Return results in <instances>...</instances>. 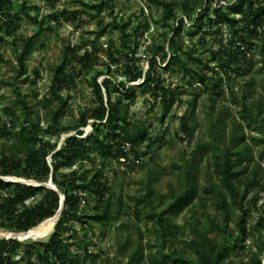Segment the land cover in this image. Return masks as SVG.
I'll list each match as a JSON object with an SVG mask.
<instances>
[{
	"label": "rangeland",
	"instance_id": "374dc122",
	"mask_svg": "<svg viewBox=\"0 0 264 264\" xmlns=\"http://www.w3.org/2000/svg\"><path fill=\"white\" fill-rule=\"evenodd\" d=\"M103 0H11L5 17L0 16V129L8 137L0 135V144H9L24 124L25 119L33 120L44 141L57 145L50 152L53 155L64 147L70 133L64 128L76 125L83 116L89 114L94 106L95 93L91 81L107 79L116 83L126 82L125 65L133 55L137 65L145 74L149 61L157 51L158 45L165 48L157 55L153 76L159 77L160 83L144 84V79L134 85V94L126 100L113 94L116 101L121 98L122 112L127 113L129 124H120L130 138L141 140L136 147L137 154L127 145L128 160L104 157L99 151L89 149L88 156L76 158L72 166L59 168V177H88L99 174V180L112 194V210L115 217L109 223L93 222L91 226L84 221L71 222L68 225L70 252L80 255L81 264H153L149 254H156L157 247L163 243L165 253L173 250L184 252L190 259L196 256L186 246L190 231L208 225V219L221 218V209L215 194H205L211 175L213 124L223 121L227 133L232 123L241 122V98L247 96V103L255 107L264 103V70H260L261 49H264V23L260 28V37L254 38L250 31H244L247 44H254L250 52L248 65L252 69L249 75L226 74L214 57L234 39L232 27L223 25L220 32L209 22L214 17L216 5L238 20V27H245V15L235 11L234 4H244V0H159L172 7L173 17L163 22L164 8L156 0H111L113 16L105 7L101 12L89 5H97ZM264 5V0H253ZM189 10H186V8ZM245 9V8H244ZM64 11L66 14H63ZM208 15V16H207ZM126 25L128 47L123 42V32L111 25ZM11 22V25H9ZM166 23V24H165ZM168 25V26H166ZM42 32L35 36L39 30ZM34 38V46L24 57L25 69L19 65V53L23 41ZM239 40V38H238ZM182 47V58L189 67L204 72L209 77L207 86H201L197 80L183 72L180 63L169 66L172 48ZM70 49L71 51H69ZM90 55V58H86ZM217 65V73L209 72L199 60ZM112 59H118L113 63ZM169 66V68H168ZM61 68V70H60ZM168 68V69H167ZM60 80L63 81L60 86ZM192 81V82H191ZM164 90L171 91L173 97L168 103L160 100ZM217 91H223L218 95ZM30 108L26 114L18 95ZM238 104H233L234 96ZM62 110L58 123H52V112ZM11 111L15 117H11ZM264 112V108H263ZM222 114V115H221ZM93 120L83 130L82 137L103 139L108 130L103 125L94 128ZM195 126L191 136L184 132L185 126ZM243 125V132L252 148L254 160L261 163L259 179L264 183V144L252 141L250 137H261ZM6 126V128H4ZM145 136V140H142ZM94 142V139L91 141ZM208 144V150H200L199 145ZM196 165V183L199 195L204 197V207L196 198L181 212L171 209L174 195H178L187 184L186 173L190 163ZM12 178L9 177L8 180ZM15 180L32 185L44 184L58 190L51 178L43 183L34 180L16 178ZM152 190V199L157 212L164 211L168 222L179 228L176 237H169L166 242L156 240V226L146 216L144 206L137 207L134 197ZM258 187L253 190L246 202L249 212L245 216L246 228L250 236L236 245L239 253L237 263L246 262L253 250L264 245V190L254 204L252 199ZM62 194V200H64ZM31 199L26 203L30 204ZM95 197L87 192L80 201V213L90 215ZM231 213V239L237 237L235 222L238 212ZM59 219L56 215L27 232H15L0 228V240L15 238L22 243L46 242L55 230ZM21 264H42L34 256L30 262L22 259V252L14 255ZM264 261V253L262 256Z\"/></svg>",
	"mask_w": 264,
	"mask_h": 264
},
{
	"label": "trees",
	"instance_id": "16d2710c",
	"mask_svg": "<svg viewBox=\"0 0 264 264\" xmlns=\"http://www.w3.org/2000/svg\"><path fill=\"white\" fill-rule=\"evenodd\" d=\"M164 14L163 22H167L170 17L175 21L176 17L172 16V7L169 4L162 3ZM216 2V0H210ZM11 0H0V16L5 17ZM92 9L101 12L105 7L113 16V2L111 0H103L97 5H89ZM235 11L245 15V27H238L236 17L228 13L223 6L214 8V17H209V22L217 28V33L221 31L223 25L228 24L232 27L233 40L224 49L219 51L214 57L219 66L226 74L234 73L240 76L249 75L252 69L251 64L248 65L250 52L254 48V44L248 43L244 37V31H250L254 38L260 37V28L264 23V5L256 4L253 0H244L243 3L234 4ZM186 10L189 8L185 7ZM245 8V9H244ZM63 14H66L64 11ZM208 16V15H207ZM166 24V23H165ZM11 25V22H9ZM111 25L120 29L123 34V42L129 47L126 37V25H118L112 22ZM168 26V25H166ZM42 29L35 36H39ZM239 38V40H238ZM3 37L0 36V42ZM264 43V37L262 39ZM34 46V38L30 37L23 41L21 52L19 53V65L21 70L25 69L24 57L31 51ZM71 51L70 49H68ZM160 52L168 53L165 48L158 45L157 51L149 61V68L144 74L143 69L137 65V61L133 55L128 59L125 65L126 82L116 83L110 79L99 82L98 78L91 81L94 87L95 102L94 106L89 110L87 116H83L80 121L72 126L64 128L63 131L70 133L74 129H80L76 134L67 136L64 147L53 155V163L49 161V154L57 145H51L43 140L41 133L37 129L33 120L25 119L19 133L13 137L9 144H0V228H6L15 232H27L36 228L48 219L53 218L62 207V212L55 224V230L50 239L46 242L22 243L15 238L0 240V264H21L20 261L14 259V255L22 252V259L30 262L34 256L42 264H81L80 255L70 252L71 243L66 238L68 233V225L71 222L84 221L89 226L93 222L109 223L115 217L112 210V194L104 183L99 180V174L96 173L90 178L79 177H59L57 171L62 162L65 166H72L75 159L81 156H88L89 149L99 151L104 157L113 156L114 158L128 160L129 152L126 151L127 145L132 147V152L137 154L136 147L141 140L132 139L126 130H121L120 124H129L127 113L122 112V100L113 99V94L130 100L133 96L134 85L127 84L138 83L144 79V84L151 82L159 85L160 78L152 77L154 66L157 62V55ZM182 54H189L182 47L172 48L169 66L175 61L180 63L183 72L190 80H197L201 86H207L209 77L204 72L196 71L189 67L182 58ZM261 69L264 70V49H261ZM90 58V55H86ZM113 63H118V59H112ZM199 60L209 72L217 73V65H211L208 62ZM168 66V68H169ZM167 68V69H168ZM61 70V68H60ZM192 82V81H191ZM63 81L60 80V86ZM218 95L223 91H217ZM18 104H21L30 115V108L25 100L20 98L19 92ZM234 99L233 104H238V97L232 92ZM161 101L168 103L173 97L171 91L164 90L158 96ZM241 100V110L239 112L241 122L232 123V129L227 133V127L223 121L215 123V132L212 134L211 153V175L207 182L205 194H215L216 200L221 209V218L213 217L208 219V225L202 229L197 227L190 231L186 246L196 256V259H190L185 256L184 252L173 250L171 253H165V245L161 243L156 245V254H149V259L153 264H264L262 259L264 253V245L258 246L253 250L246 262L237 263L239 253L236 245L245 241L251 234L246 228L245 216L249 212L246 205L250 193L258 189L254 193L252 199L255 204L261 190H264V183L259 179L261 163L254 160L252 148L249 145L248 138L243 130V123L251 131H255L261 137H250L252 141L264 144V103H258L252 107L247 103V96L243 95ZM62 110L59 107L57 111L52 112L50 119L52 123L57 125L58 116ZM11 117H15V113L11 111ZM222 115V114H221ZM89 120H93V127L97 128L101 125L109 131L103 138L99 137H82L83 128H85ZM6 128V126L4 127ZM195 126H185L186 135L193 134ZM8 137L4 129H0V135ZM94 139V142L91 141ZM142 140H145V136ZM200 150H208V144L199 145ZM264 152L261 154L263 158ZM196 165L190 163V170L186 173L187 184L183 190L174 195L171 209L181 212L184 208L190 206L193 201L198 198L204 207V197L199 195V189L196 183ZM11 177V180L8 178ZM23 178L43 183L52 179L58 190L46 187L44 184L32 185L15 180ZM90 192L95 197L93 211L90 215L80 213L79 203L84 199V195ZM62 194L64 195V205H62ZM152 190L147 189L143 194L134 197V203L137 207L144 206L147 218L156 226V240L166 242L169 237H176L179 228L168 222L165 212H157L152 199ZM31 199L30 204L26 203ZM238 212L240 215L235 222L237 229V237L231 239L230 222L231 213ZM264 220V219H263ZM264 222V221H263Z\"/></svg>",
	"mask_w": 264,
	"mask_h": 264
},
{
	"label": "water",
	"instance_id": "95a60500",
	"mask_svg": "<svg viewBox=\"0 0 264 264\" xmlns=\"http://www.w3.org/2000/svg\"><path fill=\"white\" fill-rule=\"evenodd\" d=\"M64 205V200H62V205L61 206H63ZM62 207L59 209V216H60V214H61V212H62Z\"/></svg>",
	"mask_w": 264,
	"mask_h": 264
},
{
	"label": "built area",
	"instance_id": "2783aa9c",
	"mask_svg": "<svg viewBox=\"0 0 264 264\" xmlns=\"http://www.w3.org/2000/svg\"><path fill=\"white\" fill-rule=\"evenodd\" d=\"M126 151H128V147H126Z\"/></svg>",
	"mask_w": 264,
	"mask_h": 264
}]
</instances>
